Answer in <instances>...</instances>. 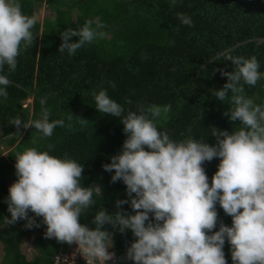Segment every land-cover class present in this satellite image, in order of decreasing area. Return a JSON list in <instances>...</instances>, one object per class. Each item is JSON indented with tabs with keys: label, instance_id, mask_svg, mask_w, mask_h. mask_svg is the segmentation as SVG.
<instances>
[{
	"label": "trees",
	"instance_id": "1",
	"mask_svg": "<svg viewBox=\"0 0 264 264\" xmlns=\"http://www.w3.org/2000/svg\"><path fill=\"white\" fill-rule=\"evenodd\" d=\"M18 2L26 15H35L42 4L49 13L37 19L35 41L18 57L16 70L9 73L5 65L0 73L11 81L7 99L0 98V243L4 251L0 264H53L58 252L69 253L73 245L45 238L46 225L39 217L38 228H25V220L7 223L11 214L5 200L9 187L17 180L15 154L35 147L61 158L67 154L84 165L82 186L95 184L102 194L94 197L97 204L81 216L80 223L95 228L91 222L95 212L100 208L110 214L118 211V193L126 189L122 181L112 183L114 171L106 172L102 166L111 163L127 137L119 118L101 114L95 108L91 92L105 88L126 112L136 111L140 104L170 106V111L162 112L156 120L160 131H167L177 141L190 134L214 145L213 127L229 133L240 127L239 121L233 123L224 115L230 103L217 100L210 91L227 82L220 69L233 70L224 55L256 56L259 71L264 73V42L250 41L222 53L239 41L264 37V0H175V5L173 0ZM177 12L191 17L193 26L183 25ZM96 18L106 25L102 29L106 38L86 45L73 56L58 51L63 31L79 29L86 20ZM211 58L214 60L209 61ZM109 82H115V87H110ZM244 87L246 96L264 106V77L255 87ZM26 100L29 101L24 103ZM45 108L50 121H64L51 137H43L34 126L24 127L41 119ZM17 118L21 120L19 126L11 123ZM219 162L215 158L203 165L209 184ZM123 199H127L126 190L119 196V200ZM216 207L219 220L231 226L232 218L219 204ZM121 208L132 213L128 204ZM105 227L113 231L111 225ZM215 230H219V223ZM34 231V250L27 257L21 250V241ZM126 235L130 246L134 237L131 231ZM113 245L110 250L115 254L123 250L121 233L115 232ZM224 252L226 260L232 261L227 242ZM74 264L87 263L78 257Z\"/></svg>",
	"mask_w": 264,
	"mask_h": 264
},
{
	"label": "clouds",
	"instance_id": "2",
	"mask_svg": "<svg viewBox=\"0 0 264 264\" xmlns=\"http://www.w3.org/2000/svg\"><path fill=\"white\" fill-rule=\"evenodd\" d=\"M176 16L183 25L193 26L186 14ZM36 24L37 17L24 14L18 0H0V73L5 65L9 73L16 70L18 57L35 41ZM105 27L96 18L79 29H66L58 51L75 55L106 38ZM223 59L233 70L220 69L227 82L210 91L217 100L230 103L224 115L233 123L239 121L240 127L231 133L213 127L214 145L190 134L177 141L156 123L170 106L140 104L136 111L126 112L105 88L93 90L95 108L119 118L127 137L111 163L102 166L114 171L112 183L126 186L127 199L116 201L121 210L110 214L100 208L91 221L95 228L81 224V216L97 204L94 197H101V188L82 186L84 165L67 154L61 158L30 147L15 154L17 180L5 200L11 214L7 223L25 220V228L32 229L41 226L36 217L41 218L45 238L77 245L87 264L114 261L113 237L125 231L134 237L126 259L135 264H227L226 242L233 264H264V106L244 94V86L255 87L264 73L256 56L228 53ZM10 84L7 75L0 74V98L7 99ZM109 86L114 88L115 82ZM11 123L19 126L21 120ZM63 125V120L50 121L45 108L41 119L24 127L34 126L43 137H51ZM215 158L220 162L209 184L203 165ZM125 204L132 213L122 210ZM217 204L232 218L231 226L219 220Z\"/></svg>",
	"mask_w": 264,
	"mask_h": 264
},
{
	"label": "water",
	"instance_id": "3",
	"mask_svg": "<svg viewBox=\"0 0 264 264\" xmlns=\"http://www.w3.org/2000/svg\"><path fill=\"white\" fill-rule=\"evenodd\" d=\"M250 41L262 43V42H264V37H252V38H248L244 41H239V42L235 43L234 45L230 46L229 48H226L222 53H225L231 49L238 47L239 45H242V44L250 42ZM222 53H220V54H222ZM220 54L216 55L214 58L218 57ZM214 58H211L209 61L214 60ZM206 64L207 63L203 64L202 67H204ZM125 190L126 189H123L120 191V193H118L116 201L119 200L120 194L122 192H124ZM117 210H121V209L117 208ZM121 234H122V238H123V250L119 254H116V258L114 261H109L108 264H135L134 261H130V260L126 259V253H127L128 247H129V240H128L127 235H126V231L124 233H121ZM227 264H233V261H227Z\"/></svg>",
	"mask_w": 264,
	"mask_h": 264
},
{
	"label": "rangeland",
	"instance_id": "4",
	"mask_svg": "<svg viewBox=\"0 0 264 264\" xmlns=\"http://www.w3.org/2000/svg\"><path fill=\"white\" fill-rule=\"evenodd\" d=\"M49 13V10L42 4L37 6L36 11H35V15L37 17V19L41 20L43 17H45L47 14ZM29 100H26L24 103H27ZM19 129V128H18ZM21 134H19L20 136ZM2 147L5 148L4 145H2ZM6 154V153H5ZM37 234L36 231L28 233L23 240L21 241V250L23 251V253L27 256L30 257L32 252H33V246H32V239L33 237ZM3 245L0 243V259H2L3 257Z\"/></svg>",
	"mask_w": 264,
	"mask_h": 264
},
{
	"label": "built area",
	"instance_id": "5",
	"mask_svg": "<svg viewBox=\"0 0 264 264\" xmlns=\"http://www.w3.org/2000/svg\"><path fill=\"white\" fill-rule=\"evenodd\" d=\"M78 257H82L84 259V257L77 252V245L73 244V250L70 251L69 253L58 252L54 256L53 264H74L75 260Z\"/></svg>",
	"mask_w": 264,
	"mask_h": 264
}]
</instances>
